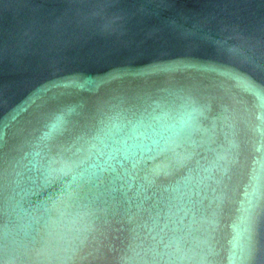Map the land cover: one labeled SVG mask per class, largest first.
<instances>
[{"label":"water","instance_id":"obj_1","mask_svg":"<svg viewBox=\"0 0 264 264\" xmlns=\"http://www.w3.org/2000/svg\"><path fill=\"white\" fill-rule=\"evenodd\" d=\"M0 264H264V0H0Z\"/></svg>","mask_w":264,"mask_h":264}]
</instances>
